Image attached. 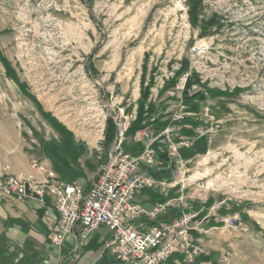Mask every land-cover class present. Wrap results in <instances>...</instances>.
I'll list each match as a JSON object with an SVG mask.
<instances>
[{
    "label": "rangeland",
    "instance_id": "rangeland-1",
    "mask_svg": "<svg viewBox=\"0 0 264 264\" xmlns=\"http://www.w3.org/2000/svg\"><path fill=\"white\" fill-rule=\"evenodd\" d=\"M202 2L216 15L205 32L187 0H0V167L20 175L40 146L64 144L93 168L112 143L106 120L116 134L140 118L123 149L171 129L187 146L163 179L264 234V0Z\"/></svg>",
    "mask_w": 264,
    "mask_h": 264
},
{
    "label": "built area",
    "instance_id": "built-area-1",
    "mask_svg": "<svg viewBox=\"0 0 264 264\" xmlns=\"http://www.w3.org/2000/svg\"><path fill=\"white\" fill-rule=\"evenodd\" d=\"M178 6L183 8V2ZM126 129V126L117 129L105 161L91 172L87 184L67 183L53 171H48L41 179L4 171L0 172V194L42 202L47 195L52 196L58 213L52 242L59 245L70 236L78 245L90 233L106 227L105 251L125 264H162L177 252L183 255L185 262L193 263L198 256L209 253L208 247L196 236L207 233L204 221L208 217L220 221L227 230L245 227L238 215L219 217L215 206H211L205 216L188 210L190 203L186 202L188 196L184 194L183 185L151 174V171H168L174 177L173 167L176 162L180 163L178 150L187 143L171 141V129L159 133L145 129L136 134L133 140L141 146L137 154L122 148ZM160 144L166 147V160L158 157ZM31 166L45 171L37 161ZM158 187L166 189L165 200L155 202L150 208L135 200L142 191ZM174 188L177 195L168 196ZM174 208H180V212L173 218L153 223L159 215ZM216 264H229V253L221 254Z\"/></svg>",
    "mask_w": 264,
    "mask_h": 264
},
{
    "label": "crops",
    "instance_id": "crops-1",
    "mask_svg": "<svg viewBox=\"0 0 264 264\" xmlns=\"http://www.w3.org/2000/svg\"><path fill=\"white\" fill-rule=\"evenodd\" d=\"M54 146H40L38 159L31 161L41 164L44 172L38 171L29 163L19 174L41 179L48 171H53L63 181L71 183L76 182L75 177L82 173L85 179L83 185L87 184V174L97 167H90L86 161L90 155L71 153L69 161L64 155L66 145ZM4 171L5 168L0 167V172ZM165 194L164 187L146 189L137 195L135 200L150 208L155 202L165 199ZM171 194L173 190L168 192V196ZM53 202V197L49 195L42 202L38 199L26 200L16 195L0 194V264H125L115 260L105 251L103 241L108 234L106 227H100L90 233L84 240L79 241L78 245L70 236H66L59 245L52 242L58 221ZM211 206L203 199L192 201L188 210L205 216ZM221 210L220 207L216 208L219 217L238 215L245 227L227 230L222 227L220 221L213 217L206 218L204 227L208 229L207 233L196 236L208 247L209 253L198 256L191 264H216L220 255L225 252L229 253V264H264V234L257 229L258 221L247 219L246 215H241V211H231L228 207ZM178 212L180 208L170 209L157 219L169 220ZM162 264L190 263L185 262L183 255L177 252L171 254Z\"/></svg>",
    "mask_w": 264,
    "mask_h": 264
},
{
    "label": "trees",
    "instance_id": "trees-1",
    "mask_svg": "<svg viewBox=\"0 0 264 264\" xmlns=\"http://www.w3.org/2000/svg\"><path fill=\"white\" fill-rule=\"evenodd\" d=\"M187 6H188V10H187L188 20L193 27H199L201 31L204 30V32H205L207 29H209L215 23L216 15H211L208 18L203 15V6L204 5H203L202 0H187ZM192 81L193 80L190 77H188L186 87H189L191 85ZM197 93H194V95ZM140 121H141V119L139 118L138 120L130 123L129 127L126 129V132H125L127 136H129L131 138L130 135L134 134L135 132H138L140 130V128L141 129L143 128V127L139 126ZM115 131H116V127H115L114 122H112V120L110 118H108L106 120L105 129H104L105 145H109L112 142L114 135H115ZM140 147H141L140 144L133 141V144H131L130 146L126 147V145H125L124 149L126 152H129L130 154H137L140 150ZM104 161H105V157L102 160V162H104ZM165 172H167L169 174L165 176L164 175ZM151 174L158 179H163L164 177H168L167 179H169L171 177L170 172H168V171H160V172L151 171ZM163 200H165V199H163ZM173 217L174 216H171V218H173ZM159 220L160 219H156V221H154L153 223L158 222Z\"/></svg>",
    "mask_w": 264,
    "mask_h": 264
}]
</instances>
